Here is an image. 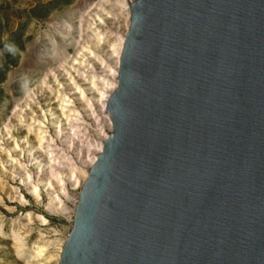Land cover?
Wrapping results in <instances>:
<instances>
[{
    "label": "water",
    "instance_id": "water-1",
    "mask_svg": "<svg viewBox=\"0 0 264 264\" xmlns=\"http://www.w3.org/2000/svg\"><path fill=\"white\" fill-rule=\"evenodd\" d=\"M58 264H264V0H134Z\"/></svg>",
    "mask_w": 264,
    "mask_h": 264
},
{
    "label": "rangeland",
    "instance_id": "rangeland-1",
    "mask_svg": "<svg viewBox=\"0 0 264 264\" xmlns=\"http://www.w3.org/2000/svg\"><path fill=\"white\" fill-rule=\"evenodd\" d=\"M116 2L0 0V264H58L77 185L111 131L96 100L123 32Z\"/></svg>",
    "mask_w": 264,
    "mask_h": 264
},
{
    "label": "bare ground",
    "instance_id": "bare-ground-1",
    "mask_svg": "<svg viewBox=\"0 0 264 264\" xmlns=\"http://www.w3.org/2000/svg\"><path fill=\"white\" fill-rule=\"evenodd\" d=\"M134 1V0H118V2H116V5L113 6V8L115 7L116 9L118 8L119 12H121L123 14V17H124V22H123V32L122 34L118 37V49L113 50V55L115 56V59H114V68L111 69L109 71V76H110V80L108 81H105L103 80V87H101L100 89H98L97 93H98V98L96 101H98L100 103V105L102 106V110H103V113L105 115V119H106V122H107V127L110 131V123H109V119L107 117V114H106V111H105V104H106V101L108 99V96L109 94L115 89V86H116V83H117V79H116V73H117V67H118V62H119V57H120V53H121V50H122V46H123V42H124V38H125V34H126V31L128 29V25H129V6H130V3ZM112 7V6H111ZM114 8V9H115ZM115 9V11H117ZM98 18V17H97ZM103 21L102 18H99L96 22H95V26L101 24ZM94 31V32H93ZM92 32L93 34L96 32L95 36H94V41L91 43L92 45H94V47L96 48L97 46H99V44L101 43L102 39H103V36L100 32H98L96 29H94ZM92 51H88V54H91ZM83 58V57H82ZM93 79V78H92ZM92 84V83H91ZM94 84V82H93ZM93 86V85H92ZM94 87V86H93ZM81 94V93H80ZM65 103L64 106H61V109H65L67 108V104H68V101L66 102H63V104ZM69 111H63L62 114H65ZM66 118V117H65ZM67 119V118H66ZM106 138V136L103 137L101 143L97 146V149L94 151L93 153V157L91 158V160L89 161L88 165H87V171L84 173V176H83V179L82 181L77 185V188L80 190L81 186H82V183L83 181L85 180L86 176H87V173H88V170L89 168L91 167V165L94 163L95 161V158L96 156L100 153V150H101V146H102V142L104 141V139ZM40 140H42V138H40ZM39 140V141H40ZM30 194L35 197L36 199L39 198V191H38V188L37 187H33V189L30 191ZM77 204V201H75V206ZM28 218H30V215L27 216ZM38 219L40 220V222L42 224H45L46 221L44 218L42 217H38ZM44 252V249L42 247H38L37 248V252H36V257H41L42 254ZM61 253V252H59ZM59 257L57 258V263L59 261Z\"/></svg>",
    "mask_w": 264,
    "mask_h": 264
}]
</instances>
